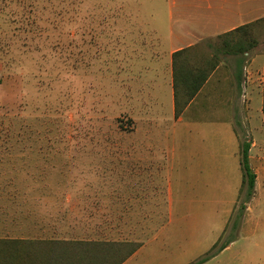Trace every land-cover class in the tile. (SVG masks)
I'll use <instances>...</instances> for the list:
<instances>
[{"label": "rangeland", "instance_id": "rangeland-1", "mask_svg": "<svg viewBox=\"0 0 264 264\" xmlns=\"http://www.w3.org/2000/svg\"><path fill=\"white\" fill-rule=\"evenodd\" d=\"M167 11V0H0V238L36 199L73 220L60 235L141 243L127 264H264V224L246 216L220 249L240 189L230 210L188 177L179 200L171 178V209L136 208L119 189L120 159L147 136L132 117L156 44L145 14Z\"/></svg>", "mask_w": 264, "mask_h": 264}, {"label": "crops", "instance_id": "crops-1", "mask_svg": "<svg viewBox=\"0 0 264 264\" xmlns=\"http://www.w3.org/2000/svg\"><path fill=\"white\" fill-rule=\"evenodd\" d=\"M167 2V13L145 14L156 44L145 54L141 80L146 85L136 96L132 117L136 130L147 136L131 140L129 153L120 159L123 165L118 164V171L127 173V184L119 183V189H127L129 203L136 208L171 209L174 181L179 200L188 177L190 186L197 183L204 191L211 189L215 204L222 202L230 210L242 182L240 139L245 133L251 141L248 162L255 187L243 217L260 226L264 224V0ZM250 23L257 38L253 49L244 54L219 51V35ZM190 47L210 51L203 59L215 67L175 117L173 53ZM221 192L227 196L222 198ZM49 207L36 199L24 202L6 216L12 234L4 238L96 240L60 235L75 225L64 217L67 214H54ZM66 218L68 223L59 221Z\"/></svg>", "mask_w": 264, "mask_h": 264}, {"label": "trees", "instance_id": "trees-1", "mask_svg": "<svg viewBox=\"0 0 264 264\" xmlns=\"http://www.w3.org/2000/svg\"><path fill=\"white\" fill-rule=\"evenodd\" d=\"M218 38L221 39L219 51L224 54H244L257 44L253 23L242 25ZM193 50L190 47L173 53L175 117L199 92L215 67L211 60L196 57ZM250 143L244 133L240 139L242 182L239 201L229 220L230 233L225 235L220 249L232 241L227 236L239 228L247 202L254 194L255 173L248 162ZM221 240L220 236L214 247ZM140 246L141 243L131 241L0 238V264H122Z\"/></svg>", "mask_w": 264, "mask_h": 264}]
</instances>
